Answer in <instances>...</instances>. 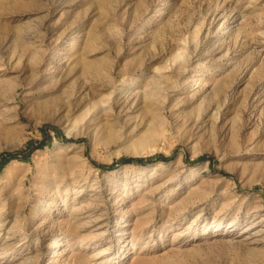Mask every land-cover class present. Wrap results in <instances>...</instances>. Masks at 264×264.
Returning a JSON list of instances; mask_svg holds the SVG:
<instances>
[{"label":"rangeland","instance_id":"1","mask_svg":"<svg viewBox=\"0 0 264 264\" xmlns=\"http://www.w3.org/2000/svg\"><path fill=\"white\" fill-rule=\"evenodd\" d=\"M168 2L0 0V264H264V0Z\"/></svg>","mask_w":264,"mask_h":264},{"label":"bare ground","instance_id":"2","mask_svg":"<svg viewBox=\"0 0 264 264\" xmlns=\"http://www.w3.org/2000/svg\"><path fill=\"white\" fill-rule=\"evenodd\" d=\"M163 5L164 6H167V5H170L168 0H163ZM223 25L225 23H222ZM222 30V29H221ZM92 66V65H91ZM90 67V66H89ZM200 74H201V71H198L193 77L194 78H189V80H187L183 85H182V91H185L187 90L188 88L191 87V90H192V93H191V99H197L199 96L198 93L201 91V87H200V80H201V77H200ZM220 229L219 226H215L213 228V231L214 233H216L218 230ZM63 243V242H62ZM58 245H61V240L60 239H55L53 241V246H52V249H51V255L54 256V248Z\"/></svg>","mask_w":264,"mask_h":264},{"label":"trees","instance_id":"3","mask_svg":"<svg viewBox=\"0 0 264 264\" xmlns=\"http://www.w3.org/2000/svg\"><path fill=\"white\" fill-rule=\"evenodd\" d=\"M133 159H129L128 161H132Z\"/></svg>","mask_w":264,"mask_h":264}]
</instances>
